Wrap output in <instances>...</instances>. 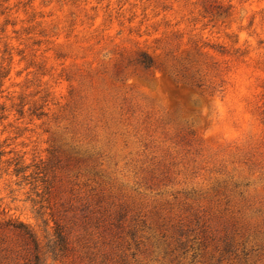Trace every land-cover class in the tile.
Listing matches in <instances>:
<instances>
[{"label":"rangeland","instance_id":"rangeland-1","mask_svg":"<svg viewBox=\"0 0 264 264\" xmlns=\"http://www.w3.org/2000/svg\"><path fill=\"white\" fill-rule=\"evenodd\" d=\"M8 220L61 228L47 264H264V0H0V264H29Z\"/></svg>","mask_w":264,"mask_h":264},{"label":"trees","instance_id":"trees-1","mask_svg":"<svg viewBox=\"0 0 264 264\" xmlns=\"http://www.w3.org/2000/svg\"><path fill=\"white\" fill-rule=\"evenodd\" d=\"M141 63L149 68L152 66V60L146 56H143ZM21 171V168L16 170ZM7 225L12 229L18 231L20 235L25 237L32 246L31 259L29 264H47L46 259L50 257L53 261L58 260L64 256L68 251V243L63 231L60 227L54 229L53 234L49 237L48 241L44 246L40 245V242L36 238L34 232L23 222L16 220H8Z\"/></svg>","mask_w":264,"mask_h":264}]
</instances>
